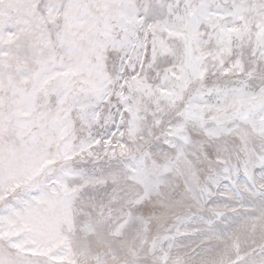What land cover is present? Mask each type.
<instances>
[{"label":"snow or ice","instance_id":"obj_1","mask_svg":"<svg viewBox=\"0 0 264 264\" xmlns=\"http://www.w3.org/2000/svg\"><path fill=\"white\" fill-rule=\"evenodd\" d=\"M0 264H264V0H0Z\"/></svg>","mask_w":264,"mask_h":264}]
</instances>
